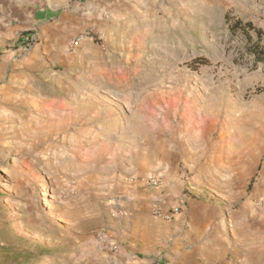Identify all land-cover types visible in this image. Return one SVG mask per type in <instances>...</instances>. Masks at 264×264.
<instances>
[{
    "label": "rangeland",
    "instance_id": "rangeland-1",
    "mask_svg": "<svg viewBox=\"0 0 264 264\" xmlns=\"http://www.w3.org/2000/svg\"><path fill=\"white\" fill-rule=\"evenodd\" d=\"M225 12L259 24L264 0L150 1L66 33L3 28L0 264H202L175 230L186 227L141 228L151 176L163 196L218 206L226 226L253 211L256 233L231 263L264 264V69L236 64Z\"/></svg>",
    "mask_w": 264,
    "mask_h": 264
},
{
    "label": "crops",
    "instance_id": "crops-1",
    "mask_svg": "<svg viewBox=\"0 0 264 264\" xmlns=\"http://www.w3.org/2000/svg\"><path fill=\"white\" fill-rule=\"evenodd\" d=\"M150 1L157 0H0V32H3V28L11 29L12 26L23 25L37 27L44 34L50 33L53 29H60L62 33H66L70 30L82 31L89 27L100 29L106 26L108 28V21L103 18L104 14L109 13V20H113V16L118 17L130 12L145 13L148 11ZM259 26L264 30V19ZM218 157V154H213L210 159L219 162L222 158L220 160ZM213 163L214 161L211 163L204 161L203 167L213 170ZM192 179L198 186L197 179L195 177ZM201 188L200 194L212 193L211 190L207 191L206 186H201ZM161 192L148 191L149 207L153 197H158L165 208L172 206L167 207L166 198L172 200L176 198L175 195L166 190L164 191L166 198H164ZM174 204L180 207V211L172 220L163 221L151 217L150 222L141 224V228L149 225L166 228L186 227L185 230H175L178 233L184 232L185 237L191 242L190 247L195 248L193 253H186L190 255L188 258L203 259L202 264H232L231 259H236L239 251L247 248L248 245H245L244 241L256 233V229H247L253 217V211L240 212L238 216L240 218L232 212L230 214L232 227H229L225 225L227 213L224 214L218 206L215 207L201 199L191 200L184 196L177 197ZM214 223L217 226H214ZM160 230L168 231V229H141V235L145 236L148 231L155 233ZM181 236L182 234H178V237ZM177 242V240L174 241V243ZM173 247L176 255L184 254V247L181 244H174ZM212 253H222L225 259L216 263L214 262L215 257L210 258Z\"/></svg>",
    "mask_w": 264,
    "mask_h": 264
},
{
    "label": "trees",
    "instance_id": "trees-1",
    "mask_svg": "<svg viewBox=\"0 0 264 264\" xmlns=\"http://www.w3.org/2000/svg\"><path fill=\"white\" fill-rule=\"evenodd\" d=\"M223 27L225 35H227V42L239 45L234 59L236 64L245 67L248 72L264 69V30L259 24L252 20H241L232 16L231 13L225 12ZM24 34L29 37L27 33ZM207 60L206 57L196 56L193 58L194 66L204 65L208 62ZM44 257L47 258L46 255L41 256L34 263L40 262Z\"/></svg>",
    "mask_w": 264,
    "mask_h": 264
},
{
    "label": "built area",
    "instance_id": "built-area-1",
    "mask_svg": "<svg viewBox=\"0 0 264 264\" xmlns=\"http://www.w3.org/2000/svg\"><path fill=\"white\" fill-rule=\"evenodd\" d=\"M83 37H75L70 42V47L72 49H76L82 43ZM144 186L149 189V191H160L162 189V181L159 177L151 176L144 181ZM258 205L260 206L261 210L264 212V194L260 198ZM180 211V207L177 204L172 205L169 208L163 207L158 197H153L152 204L150 206V213L154 218L163 220V221H170L175 216L178 215Z\"/></svg>",
    "mask_w": 264,
    "mask_h": 264
}]
</instances>
